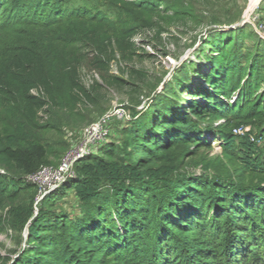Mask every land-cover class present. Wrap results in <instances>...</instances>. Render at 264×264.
<instances>
[{
  "label": "trees",
  "instance_id": "trees-1",
  "mask_svg": "<svg viewBox=\"0 0 264 264\" xmlns=\"http://www.w3.org/2000/svg\"><path fill=\"white\" fill-rule=\"evenodd\" d=\"M11 1L0 0V108L14 110L30 129L46 128L40 118L50 105L70 112L82 101L98 105L106 87L127 89L135 106L143 98L156 100L126 130L131 163L124 167V155L116 146L103 149L96 160L109 157L112 162L106 159L96 178L88 175L74 181L80 214L53 211L55 198L65 193L55 191L54 198L45 199L49 210H41L32 220L26 245L14 251L16 257L0 254V264H257L264 255V152L252 155V145L248 149L228 140L225 155L237 161L246 154L248 163H232L217 176L192 175L181 162L149 172L172 147L189 146L187 156L211 147L203 138L206 131L212 137L221 132L233 138L228 129L232 122L256 119L264 133V91L256 94L264 81L255 76L256 67L249 66L250 58L243 54L244 31H217L237 23L241 10L234 12L221 0L130 2L147 15L181 19L186 28L181 32L188 38L184 45L177 44L180 49L195 47L207 33L217 45L216 53L206 57L211 60L209 70L200 74L203 85L195 89L187 85L194 67L189 69L185 60L174 78L186 92L158 95L167 71L153 82L148 71L132 65L153 57L141 52L134 40L144 28L154 27L146 26L144 18L138 17L125 32L109 35L98 26L81 25L82 18L93 20L98 11L87 5L25 0L13 10L14 17L4 19ZM68 21L70 38L61 56L47 54L28 30L20 28ZM117 58L126 65L128 78L111 73ZM83 67L97 72L101 82L83 83ZM219 120L223 122L215 126ZM53 154L41 139H17L7 126H0V170L5 172L0 180L22 182L51 164ZM117 163L121 165L115 168ZM132 172L137 176L126 184ZM37 190L31 182L18 188L0 183V210L10 207V226L26 225ZM22 194L29 207L18 204ZM257 249L262 250L260 257Z\"/></svg>",
  "mask_w": 264,
  "mask_h": 264
},
{
  "label": "rangeland",
  "instance_id": "rangeland-1",
  "mask_svg": "<svg viewBox=\"0 0 264 264\" xmlns=\"http://www.w3.org/2000/svg\"><path fill=\"white\" fill-rule=\"evenodd\" d=\"M25 0H12L11 4L5 8V18L9 15L15 16L13 10L24 4ZM67 5H87L89 7L98 10L93 20L82 18L79 22L84 27L98 26L100 30L107 32L109 35H114L117 31H126L128 27L136 23L138 17H142L146 20L145 24L153 25L152 29L144 28L136 35L134 40L136 41L141 52L149 53L153 57H147L143 61H136L132 63L133 66L148 71L150 80H155L161 76L165 71L167 73L164 76L163 83L158 87V95H171L173 91L184 92V89L177 85L175 76L178 73V67L184 60H188L189 69L193 66L194 70L190 72L189 85L192 89H195L202 84L200 74L209 70L211 66V60H208L207 56H212L216 52L213 43L214 39L208 33L198 40L196 46L192 49L178 48L177 44L184 45L188 36H185L181 31L186 29L183 25V21L179 18H167L164 16H152L147 15L143 10L133 8L130 2L138 0H66ZM254 1V2H253ZM221 3L228 4V7L232 8V11L241 10V16L239 21L244 17L245 23L240 26L230 28L229 26L222 27L217 31H230L232 29L242 28L244 31L240 38L246 37L244 43L246 49L243 50V54L248 55L250 58V65L255 68L254 74L259 79L264 81V0H221ZM238 12V11H237ZM71 21L59 22L56 24H49L48 26H38L37 24H26L20 26L21 29L28 30L36 40L40 43L47 54H55L61 56L70 35L68 30L71 25ZM189 41V40H188ZM191 41V40H190ZM189 41V42H190ZM211 43L210 46H205L206 43ZM56 45V46H55ZM229 51H232L229 46ZM166 53V54H165ZM244 62V61H243ZM131 65V64H130ZM126 65L119 61L112 63L111 73L128 78L126 71ZM192 69V68H191ZM80 78L83 83L87 85L91 84L94 80L101 82L100 75L89 69L83 67L80 70ZM171 90V91H170ZM264 91L263 86L256 92ZM102 96L100 97L98 105L82 101L78 103L77 107L73 111H67L62 107L50 105L46 111L42 113L40 122L47 125L45 129L33 130L30 129L23 120L18 116L14 110H5L0 108V126H7L10 135L21 138L35 137L46 142L50 149L54 151L51 158V172L43 175L36 174L34 179L27 176L23 180L26 182L35 183L38 187L35 200L31 204V216L22 228H15L8 224L10 207H6L0 210V254L2 256H16L14 251H19L29 238V232L32 224V220L39 214L41 210L48 211L49 208L45 204V199L54 198V192L58 191L60 194H64L63 198H55L53 211L60 213L66 212L71 215L80 214L81 199L78 194V190L74 186V181H79L80 178H85L88 175H94L96 178L98 168L102 167L103 163L109 157L103 158L102 161H97L96 158L102 155V150L110 149L112 146H116L123 153L125 159L124 167L127 163L132 161L133 150L130 143L127 141L128 137L126 130L130 127L131 122L139 120L144 112L155 103L156 96L153 98H143L142 102L135 106V101L132 100V95L127 89L116 88H103ZM189 97V96H188ZM236 96L234 97L235 100ZM183 104L184 101H183ZM122 107L129 112L130 117L124 120H114L112 123V134L104 141L99 147L98 151L88 153L80 161L76 162L74 166L68 171L67 175L62 177L59 183L55 184L53 172L60 167L62 162L68 155L77 151L85 138L84 129L103 118L107 113L114 111L116 108ZM134 107H136L137 114H133ZM223 120H219L214 123L215 126L220 125ZM204 126H206L204 124ZM258 120H238L232 122L228 129H231L233 138H226V135L221 132L217 137H212L209 131H206L203 135L204 139L211 142V147H205L196 156H187L186 152L191 149L187 145H177L170 148L167 152H162L161 156L156 159V164L152 171L163 168L170 165V163H185L184 167L186 172L192 175H214L217 176L220 170H224V167L232 166V163L247 162L249 158H239V160L232 161L224 153V145L228 140L238 141L244 147L250 149V152H264V133L258 129ZM225 131L227 130L226 127ZM230 131V130H228ZM242 140L246 142H242ZM14 143V142H13ZM252 145V146H251ZM253 149V150H252ZM249 150L247 151V153ZM130 154V155H129ZM253 153L252 155H254ZM119 155V154H118ZM122 156V155H121ZM255 157V156H253ZM252 157V158H253ZM115 160L118 157L114 158ZM120 160V159H118ZM110 161L109 163H111ZM108 163V162H106ZM169 163V164H168ZM117 163L115 168L119 166ZM121 165V164H120ZM149 172L145 173L147 175ZM4 174L5 172H0ZM150 174V173H149ZM133 176H137L135 172L130 173L125 178L126 184H131ZM108 178L112 176L108 175ZM9 179H2L0 183L7 185L8 183L15 188H18L20 183H25ZM25 185V184H24ZM73 189V190H72ZM18 204L29 207L23 194L20 196ZM26 207V208H27ZM27 233V235H26ZM261 249V248H259ZM262 250H258L256 254L261 256ZM255 254V255H256ZM253 257V255H252ZM264 255L260 260L256 261L257 264L263 262ZM219 260V258H217Z\"/></svg>",
  "mask_w": 264,
  "mask_h": 264
},
{
  "label": "built area",
  "instance_id": "built-area-1",
  "mask_svg": "<svg viewBox=\"0 0 264 264\" xmlns=\"http://www.w3.org/2000/svg\"><path fill=\"white\" fill-rule=\"evenodd\" d=\"M130 117L129 112L122 107L116 108L114 111L107 113L100 120L88 125L84 129V141L81 147L74 153L67 156L64 159L59 168H57L53 174L55 179V184L59 183L68 171L74 166V164L80 161L88 153H92L99 150L101 144L106 141L110 136L113 130L112 123L114 120H124ZM4 172V170H0ZM51 172V166H43L37 172L29 175L30 178L34 179L36 174L43 175L45 173Z\"/></svg>",
  "mask_w": 264,
  "mask_h": 264
},
{
  "label": "water",
  "instance_id": "water-1",
  "mask_svg": "<svg viewBox=\"0 0 264 264\" xmlns=\"http://www.w3.org/2000/svg\"><path fill=\"white\" fill-rule=\"evenodd\" d=\"M245 23V19H244V17L240 20V21H238L237 23H235V24H233V25H231V26H229L230 28H233V27H236V26H240V25H243ZM192 48H194V47H190V48H188V49H192ZM187 49V50H188ZM185 61V60H184ZM183 61V62H184ZM26 235H27V233H26ZM14 257H16V256H14Z\"/></svg>",
  "mask_w": 264,
  "mask_h": 264
},
{
  "label": "bare ground",
  "instance_id": "bare-ground-1",
  "mask_svg": "<svg viewBox=\"0 0 264 264\" xmlns=\"http://www.w3.org/2000/svg\"><path fill=\"white\" fill-rule=\"evenodd\" d=\"M258 0H255V3L257 2ZM254 2V1H253Z\"/></svg>",
  "mask_w": 264,
  "mask_h": 264
}]
</instances>
